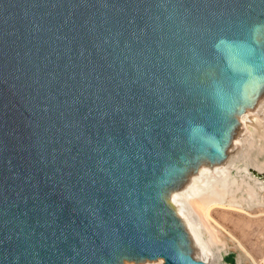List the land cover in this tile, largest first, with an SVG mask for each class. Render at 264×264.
<instances>
[{
  "label": "water",
  "instance_id": "1",
  "mask_svg": "<svg viewBox=\"0 0 264 264\" xmlns=\"http://www.w3.org/2000/svg\"><path fill=\"white\" fill-rule=\"evenodd\" d=\"M258 24L264 0H0V264H204L160 195L184 155L235 160L231 98L263 113Z\"/></svg>",
  "mask_w": 264,
  "mask_h": 264
},
{
  "label": "bare ground",
  "instance_id": "2",
  "mask_svg": "<svg viewBox=\"0 0 264 264\" xmlns=\"http://www.w3.org/2000/svg\"><path fill=\"white\" fill-rule=\"evenodd\" d=\"M252 39L257 46L264 48V24L254 27ZM200 78L203 81H218L216 71L212 69L204 71ZM247 98L249 97L246 95L231 98L226 104L225 113L231 122L237 121L234 130L237 131L236 134L239 137L247 139L258 134L264 139V131L258 129L264 128L261 126L262 121L258 115L262 108L261 101L255 105H249ZM237 144H239L238 139H233L231 146L226 144L224 149L226 158L214 156L207 150L198 151L195 155L182 156L177 172L179 181L176 184L171 183L161 191L160 201L170 214L166 227L177 230L179 250L190 254L194 260L204 264H214L220 260L221 251L225 247L224 244L216 240L217 237L215 238L213 235L215 232L225 234L233 240L235 246L254 264H257L241 244L211 214L213 210L245 214L241 208L221 207L212 204L203 213L204 207L212 200H231L237 198V194H241V192L245 194L244 191L247 188L257 189L259 186L264 188L261 180L251 174V170L261 173L263 169L255 159L251 161L250 165L244 164L239 167L227 154V151ZM232 168H236V176H232L230 172ZM253 204L258 206L259 203ZM206 222L215 232H211ZM117 264H164V261L163 259L150 261L121 256Z\"/></svg>",
  "mask_w": 264,
  "mask_h": 264
},
{
  "label": "rangeland",
  "instance_id": "3",
  "mask_svg": "<svg viewBox=\"0 0 264 264\" xmlns=\"http://www.w3.org/2000/svg\"><path fill=\"white\" fill-rule=\"evenodd\" d=\"M260 119L262 121L261 126L264 127V111L263 113L261 112ZM258 129L259 131H264V128L260 127ZM237 153V157H235L234 160L237 166L241 167L244 164L250 165L251 161L255 159L257 164L263 168L261 170L262 172H259L262 177L258 178L263 183L264 139L258 134L252 136L251 138L248 137L247 139H243ZM230 170L232 176H236V168H232ZM242 193L243 192H241V194H237V198L231 200L219 199L208 202V205L204 207L203 213L204 211L206 212L207 207L212 204H216L221 207L241 208L246 215L236 212H225L222 210H213L211 214L212 217L241 244V246L249 253L257 264H264V188L261 186L257 187V189L247 188L244 191L245 194ZM252 201L253 203H259L261 207L259 204L256 206L257 204H253ZM207 226L210 228L208 223ZM211 232L213 233L215 231L211 230ZM215 233L213 235L215 238L217 237L216 240L221 244H224L225 247L221 251L220 260H217L214 264L253 263L251 259L247 258L238 249V247L235 246L236 244L233 240L228 238L225 234Z\"/></svg>",
  "mask_w": 264,
  "mask_h": 264
}]
</instances>
